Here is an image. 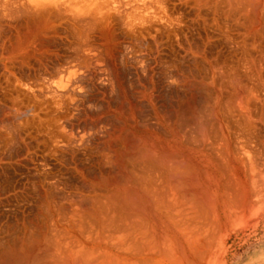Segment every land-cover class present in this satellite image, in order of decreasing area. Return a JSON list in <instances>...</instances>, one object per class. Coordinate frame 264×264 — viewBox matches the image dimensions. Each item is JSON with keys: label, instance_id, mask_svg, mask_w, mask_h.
Listing matches in <instances>:
<instances>
[{"label": "bare ground", "instance_id": "bare-ground-1", "mask_svg": "<svg viewBox=\"0 0 264 264\" xmlns=\"http://www.w3.org/2000/svg\"><path fill=\"white\" fill-rule=\"evenodd\" d=\"M0 1L28 16L18 47L63 16L79 31L98 29L108 46L121 39L115 24L130 41L177 40L184 6L199 39L185 36L191 61L173 65L211 92L200 108L178 101L169 114L157 100L95 102L99 111L80 108L76 131L72 109L51 116L48 152L60 167L30 187L0 182V264H264V0Z\"/></svg>", "mask_w": 264, "mask_h": 264}, {"label": "rangeland", "instance_id": "rangeland-1", "mask_svg": "<svg viewBox=\"0 0 264 264\" xmlns=\"http://www.w3.org/2000/svg\"><path fill=\"white\" fill-rule=\"evenodd\" d=\"M1 4H0V16L1 15L3 16L0 17V154H1L0 155L1 157L0 158V171H1V168L2 167L3 168H2V171L0 172V182L5 183L6 181V183L8 182L10 185H15L16 187H20V186L30 187V185L28 186V184H30V181L38 179L41 174L40 172L42 170L47 171V168L49 170H52V168L53 170H57L58 167H60L58 160H56V156L55 158H53L54 156L52 155H50L49 157V154H50L48 152L49 145H50V132L49 131H51L49 130L50 125H51L50 118L53 115L54 116L61 115L62 112H66L65 110H67L68 108H69L68 109L69 111L72 109L70 113H72L73 111V114L75 117L71 119V121L73 120V122L70 121L68 122V124H70L71 126L73 125L72 126L73 129L75 128L74 131H76L78 130V128H80V126L83 125L79 119L80 118L79 114H81L82 111L84 110H80V108L81 109L87 108L88 110L92 108V110H89L90 112H93V111L95 112L96 110L99 111L100 107L97 106L96 108H94V106L97 102L98 104H100L99 102H102V100L103 101H106V100H111V101L113 100H157V102L160 105H163L162 110L165 111L167 114L172 112L171 110L172 107L176 106L178 101L183 102L184 100H193L194 104L196 103L195 105L198 108H200L202 100H210L209 96L211 92H209V94L207 95L209 97L207 99L206 94L208 93V91L205 90L204 88L195 87L189 81L190 79L188 77H190V71L188 70V68L185 67L184 69L183 67V70H180L181 68H175L173 65L174 61L178 62V60H182L180 62H182L184 66H187L189 62L191 61L190 59L191 57L189 56V53H188V47H187L188 43H187L186 37H189L190 39H193V40L199 39L198 37L199 27L198 25H195L192 23V16L190 15L191 13L189 9L185 8L184 6L178 5L179 7L177 8L181 12L183 11L182 13L188 15V16L186 15L184 19L186 22L184 26L185 27L184 31H187V32L184 33L185 35L180 34L177 40H176V36L174 35L173 36L163 35L162 37L164 38L159 37L161 40L158 39L156 42L157 44L155 43V41L151 39H148V41L147 40L130 41V39L128 40L127 38L123 37L124 35L122 34L124 33L122 32L124 31H122L123 27L121 26V24H117V25L115 24V27L118 26L114 28L116 29L115 31L116 32L118 30L121 31V33L120 32L117 33L118 35H120L121 39H119L120 41L116 39L114 42H111L112 46L111 45L108 46L107 42H109V40L106 41V39L102 38L103 33L101 31L98 33L99 31L98 29H92L90 27H87L86 25L83 28H81V31H79L78 29L74 27L73 23L70 20L68 21L65 18V16H63L65 19L51 17V19H53L52 22L48 23L47 25H45L44 28L40 30L43 33L39 32L37 34H33V36H31L28 39L26 46L21 45V47H18L16 45H19L20 43L19 41L20 40L24 41L25 37L28 36V34H26L27 31L23 32L24 27L26 26V24L29 23V22L24 23L26 19L28 21V16L26 15L27 17H25L22 15L23 17L21 16L20 18L18 17L20 16V14L18 15V14L12 13L13 12L12 7L8 5H3L4 3L2 5ZM2 6H5V8ZM10 8L12 11L10 10ZM8 10H10V12ZM14 14L16 15V17ZM13 15L15 19L12 17ZM53 21H56V22H53ZM70 22L71 24H69ZM22 23L25 25H23ZM56 24H58V26ZM22 25L24 27H22ZM55 25L57 26V28L55 27ZM27 26L25 28H27L28 30ZM74 29L77 31H75ZM52 30L53 32H51ZM81 32H83V34H81L82 36L80 35ZM182 36L184 38H182ZM86 37L87 38L90 37L91 39L88 38L87 41H83L84 39L85 40L87 39ZM178 40L179 42H177ZM16 41H18L19 43ZM37 41H38V44H37ZM72 41L76 44H73ZM171 41H173L174 43ZM183 41L185 43H183ZM85 43L88 45H86ZM52 44L54 45V47ZM89 44L92 45L93 47H91ZM178 44H180V46ZM217 44L218 43H216V45ZM219 44L216 46L217 49L219 48H220L219 50L222 49L221 50L222 52L223 50L225 52L228 50V46L222 43L219 46ZM9 45H12V46H9ZM40 45L43 47V49H41L42 47ZM146 45L148 46L146 47ZM157 45L158 47H156ZM183 46H185V48ZM184 49H186L187 51L185 52ZM14 50L16 52H13ZM42 50L44 52H42ZM94 50L97 52H95ZM29 51L32 53H30ZM117 52L118 54H116ZM24 53H25V58H24ZM169 53L172 54L173 56L170 55ZM31 55L33 56L30 57ZM79 56H80V59H79ZM97 57L100 59V61ZM82 58H84L83 61H82ZM89 59H91V61ZM102 59H104L103 60L104 63L103 62L101 63ZM78 60H80V62ZM84 61L85 63L87 61V63L85 64ZM77 62L79 63V65ZM80 63H83L84 65L83 64L80 65ZM74 64H76L75 65L76 67L74 66ZM113 73H115V75ZM38 83H40L39 84L40 87L42 86L43 88L42 87L40 88ZM60 89H63L64 91ZM52 96H55L56 98ZM57 96L58 97L60 96V97L58 98ZM62 98L63 99L67 98V99L63 100ZM70 98H73V99H70ZM43 101L47 102L46 103L47 105ZM56 101L59 102L58 105H56L57 103ZM39 102H42V104L41 103L39 104ZM87 102L89 103V105ZM49 103L50 105H48ZM67 103L72 104V106H70L71 108L67 106ZM59 104L60 105L63 104L62 107L61 106L59 107ZM38 105H40L39 108L37 107ZM88 106H90V108H88ZM51 107H53V110ZM63 107H65V110ZM40 110H43L44 113L42 114L43 111L40 112ZM61 110H64V111H61ZM79 110L81 112H79ZM55 111H58L60 114L58 113L56 114ZM182 112H184L183 109H182ZM35 119L37 120V122ZM44 123L45 125H43ZM42 137L43 139L40 140ZM20 151H22V154ZM30 158L33 160H31ZM5 164H8V165H5ZM263 228H264V220L261 223L260 229L258 230V236L260 235V237L263 236V231H264ZM249 246L250 244L249 245L245 244L241 247H237L238 249L236 253L242 254L244 251L249 250Z\"/></svg>", "mask_w": 264, "mask_h": 264}]
</instances>
